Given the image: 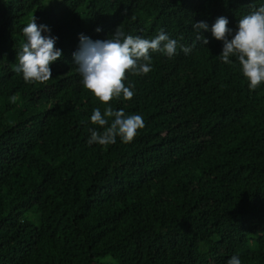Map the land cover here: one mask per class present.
<instances>
[{"label": "trees", "instance_id": "1", "mask_svg": "<svg viewBox=\"0 0 264 264\" xmlns=\"http://www.w3.org/2000/svg\"><path fill=\"white\" fill-rule=\"evenodd\" d=\"M262 5L0 0V264H264V83L251 90L211 33L225 16L234 34ZM33 16L62 50L45 83L14 71ZM199 21L207 45L195 39ZM118 26L146 39L163 31L177 54L150 50L152 70L127 74L133 98L105 105L73 53L79 34L102 40ZM109 106L145 127L129 143L89 145V129L103 131L93 109Z\"/></svg>", "mask_w": 264, "mask_h": 264}, {"label": "clouds", "instance_id": "2", "mask_svg": "<svg viewBox=\"0 0 264 264\" xmlns=\"http://www.w3.org/2000/svg\"><path fill=\"white\" fill-rule=\"evenodd\" d=\"M228 24L225 16H219L211 25L212 36L223 42L220 58L224 63L231 64L230 57H235L243 76L249 81V88L255 90L264 83V5L239 19L234 34ZM192 27L196 32L195 39L207 45L209 41L203 32L209 29V25L199 21ZM96 31H100V28ZM22 32L27 40L17 52L18 65L14 71L22 73L26 83H45L52 77L50 65L62 57V50L55 47L58 37L50 34L49 26L38 25L35 16ZM177 47L178 41L169 38L163 31L153 39H146L139 35H126L118 26L111 38L102 40H93L83 33L79 34V46L73 53V58L84 88L108 105L114 98H133L134 84L129 82L126 86L127 74L144 75L152 70L150 50L172 58L177 54ZM179 47L185 54L192 50L191 46ZM16 99V96L10 98L13 103ZM90 120L103 131L90 128L87 141L89 145L114 144L118 136L122 142L129 143L136 137L138 130L145 127L141 115H126L123 109L114 110L111 106L106 107L103 114L99 107L93 109ZM227 264H241V259L233 255Z\"/></svg>", "mask_w": 264, "mask_h": 264}, {"label": "bare ground", "instance_id": "3", "mask_svg": "<svg viewBox=\"0 0 264 264\" xmlns=\"http://www.w3.org/2000/svg\"><path fill=\"white\" fill-rule=\"evenodd\" d=\"M153 17V16H152Z\"/></svg>", "mask_w": 264, "mask_h": 264}]
</instances>
